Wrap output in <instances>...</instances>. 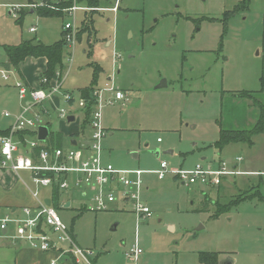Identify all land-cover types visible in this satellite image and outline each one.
<instances>
[{
    "label": "rangeland",
    "instance_id": "374dc122",
    "mask_svg": "<svg viewBox=\"0 0 264 264\" xmlns=\"http://www.w3.org/2000/svg\"><path fill=\"white\" fill-rule=\"evenodd\" d=\"M27 1L0 0V5ZM242 1L122 0L116 14H77L78 40L71 50L65 48L63 90L79 99V90L92 84L93 63L101 67L97 89L112 84L113 78L114 86L126 94L125 102L102 111L106 131L102 160L118 170L145 172L141 199L152 213L137 223L130 203L118 200L108 211L92 212L88 208L94 204L77 192L61 194L57 212L75 245L93 253L88 255L89 264H202V253L217 254L218 264H264V133L253 138L252 147L241 143L222 150L214 147L221 130H251L260 116L256 102L242 94L261 89L264 0H250L248 10L222 21ZM109 2L102 0L101 6ZM0 11L7 16L0 14V44L12 36L11 29L16 30L15 37L22 32L36 38L28 31L33 25L41 40L51 42L60 39L65 23L73 20L61 12L57 13L62 17L54 18H40L35 12L17 25L9 9ZM85 17L90 21L93 17V31L83 33ZM0 54L1 70L7 61L1 45ZM36 61L30 58L27 66L33 70ZM8 75L10 81L0 76L2 129L14 125L26 102L15 86L21 80L17 69L11 66ZM257 95L254 99L264 103V95ZM65 107L62 102L51 112L53 131L62 129L65 121L59 111ZM74 124L80 127L79 116ZM92 134L88 128L78 140L85 142ZM69 142L66 139L64 149ZM239 157L241 171L257 174L226 179L219 188L184 185L172 175L160 180L154 173L162 161L171 169L192 170L198 164L217 167L220 160L233 166ZM21 178L36 189L27 172ZM39 191L41 200L49 194V189ZM240 193L247 199L231 204ZM66 200L73 202L70 209L64 208ZM220 205L226 207L217 215ZM136 241L143 250L138 262L127 258ZM15 245L0 237V264L13 263L9 249Z\"/></svg>",
    "mask_w": 264,
    "mask_h": 264
},
{
    "label": "built area",
    "instance_id": "2783aa9c",
    "mask_svg": "<svg viewBox=\"0 0 264 264\" xmlns=\"http://www.w3.org/2000/svg\"><path fill=\"white\" fill-rule=\"evenodd\" d=\"M63 1V0H62ZM69 6L62 7L61 0H42L36 5L27 6H5L10 13L16 14L23 8L39 9L46 8L54 12H61L71 17L72 23L64 25L63 39L66 47L70 50L78 40L79 27L76 16L78 13H114L120 10L122 0H111L107 7H91L86 0H65ZM2 6V5H0ZM35 32L36 28H32ZM114 57L117 56L114 54ZM68 60L72 63L69 54ZM116 63V61H115ZM9 70L1 69L0 76L4 81H10ZM41 86L31 88L22 80L17 81L15 86L19 90L20 98L25 102L22 114L15 119L14 125L10 128V135L0 137V170L13 172H30L31 180L35 186L32 190V197L37 201L35 208L26 207L22 210L23 217H0L1 238L9 239L14 244L25 243L32 249L41 252L56 251L60 257L54 260L58 264L61 257L72 255L78 264H89L88 255L93 253L85 252L74 243L69 234L68 227L63 223L57 209L41 200L40 188L59 190L61 193L77 192L82 200H90L95 207H89L92 212L108 211L109 207L120 200L123 203L132 204L137 223L144 222L152 217L150 209L141 199L142 180L145 173L141 170H118L111 164H104L102 160L101 142L106 136L102 123V111L105 107L115 105L119 101L127 100L126 94L112 84H107L104 89H97L94 93L95 103L91 114L88 128L93 134L85 142H77V145L69 143L67 149L43 147L38 139V130L41 126H47L52 111L59 110L63 102L66 107L60 109L59 117L65 123L71 124L70 116H79L81 123L85 119L87 101L83 98L76 99L71 93L63 90V75L57 72L56 78L50 81L45 76L40 78ZM39 109V111H35ZM10 117L9 113H5ZM27 131L36 133L33 137L22 133ZM42 147V148H41ZM41 148V149H40ZM39 150L38 154L34 152ZM243 158H236V163L229 166L225 161L220 160L217 167L209 164L204 166L198 164L192 170L171 169L166 161L161 162V169L154 172L160 180L167 175H172L185 184L219 188L226 179L239 176H248L251 173L239 169ZM118 195V196H116ZM90 196V199H87ZM87 209V206L84 205ZM11 225L14 226V234L11 232ZM69 243L70 249L64 246ZM143 250L138 241L133 245L127 258L139 261Z\"/></svg>",
    "mask_w": 264,
    "mask_h": 264
},
{
    "label": "trees",
    "instance_id": "16d2710c",
    "mask_svg": "<svg viewBox=\"0 0 264 264\" xmlns=\"http://www.w3.org/2000/svg\"><path fill=\"white\" fill-rule=\"evenodd\" d=\"M86 3L91 7H100L102 5V0H86ZM60 5L62 7L69 6V4L66 2H61ZM249 5H250V0L242 1L233 10L227 11L224 14V18L222 19V21L227 23L228 20H230L239 11L248 10ZM37 13L42 18L62 17L60 13L53 12L46 8H39L37 10ZM92 14H95V13H92ZM91 20L92 21L86 18V20L83 21V23L87 24V27L86 29H84L83 33H85V31L90 32L94 30L93 17L91 18ZM90 37L91 36H89V38ZM65 48H66V42L64 39H61L60 41L54 44H51V45H46L41 42L27 41V42H23L22 44L18 46H5L4 50L8 57L9 65L14 68H18L19 64L29 57L46 58L47 59V70L43 74V77L45 76L47 79L52 81L53 79L56 78L57 72L63 69ZM91 66L93 67V75H94L92 84L89 85L88 87H85L79 90L80 98H83L87 101V106L85 110V119L82 121L81 126H80V131L77 133L76 136H79L82 132L88 129L91 114L93 112V107L95 103L94 93L97 89L96 84H97L99 74L101 72V67L93 63L91 64ZM260 83H261V89L258 92H252V93L246 92L242 94V97L254 100L256 102L255 106H257L260 109V116L254 128L251 130H221L219 139L215 142L214 147H216L219 150H222L229 144H239V143L248 144L250 147H252L254 145L253 138L259 134L264 133V103H258L254 99L256 94L264 95V70L260 77ZM35 134L36 133L34 132L27 131L25 133H22L21 138L23 139L25 135H27L28 137H33L35 136ZM9 135H10V130L0 129V137H6ZM53 135L56 136L55 140L52 143H49V139ZM50 137L48 141H46L45 145H42L44 148L45 147L47 148H63L64 147V138L61 133L51 132ZM40 149H37L34 152V154L35 155L38 154ZM61 194L62 193L59 190L53 191L52 204L55 208L59 205ZM242 194L243 193H240L237 198L231 201V204H238L242 201H245L247 198L246 196L241 197ZM225 207L226 206L220 205L217 211V215ZM67 257L74 264H78L72 255L67 256ZM200 261L202 262V264H218V256L215 253H202L200 255Z\"/></svg>",
    "mask_w": 264,
    "mask_h": 264
},
{
    "label": "crops",
    "instance_id": "0c3cea01",
    "mask_svg": "<svg viewBox=\"0 0 264 264\" xmlns=\"http://www.w3.org/2000/svg\"><path fill=\"white\" fill-rule=\"evenodd\" d=\"M41 1L42 0H40L39 2H36L33 0H28L26 3L21 4L20 6L36 5V4L40 3ZM106 1H111V0H106ZM61 2H66V1L61 0ZM109 4H110V2H109ZM2 5L7 6L8 4H2ZM5 6L1 7V8L6 9L7 7H5ZM103 7H107V6H103ZM7 9H9V8H7ZM37 10L38 9L23 8L21 11H19L16 14V16H17L16 20H15L16 24L17 25L22 24L25 17L27 16V14H34L35 12H37ZM107 13H109V12H107ZM0 14H1V16H4V17L6 16L5 11H0ZM112 14H114V13H112ZM12 15L13 14H11L9 11V16H12ZM86 16H88V14ZM94 16H95V14H94ZM40 18H42V17H40ZM84 20H86V17ZM34 27L36 28V31L31 32L30 30ZM0 31H1V25H0ZM28 31H29L30 35H36L35 36L36 38H28V37L24 36V34L22 32H21V36L15 37L16 30L11 29L10 32H11L12 36L7 37V39L5 40L6 42H4L3 44H0L2 51L5 53V50H4L5 46H18V45L22 44L23 42H27V41L41 42V43L46 44V45H51V44H54V43L60 41L61 39H63V37H62L63 32L61 31V38L60 39H57V40H54L51 42H44L43 40H41L38 37L39 32H38V28L36 25L35 26L33 25ZM18 39H19V41H18ZM5 55H6V53H5ZM65 57H66V52L64 53V58ZM6 58H7L6 66L3 69L10 70L11 66L9 65L7 55H6ZM30 58H32V57H29V58L25 59L23 62H21L19 64L18 68H16V69L18 71L20 79L26 85H28L31 88H39L41 86V82H40L41 79L40 78L43 76V74L47 70V59L46 58H35L38 61H36V65L33 66L34 69L31 70L32 65L29 64L31 66H27V64H28L27 60H30ZM7 62H8V64H7ZM0 65H1V63H0ZM63 69H64V66H63ZM63 69L60 71L61 73H62ZM62 75H63V73H62ZM109 81H111V78H109ZM256 96H258V95L256 94ZM122 102L123 101H119L118 103H122ZM6 118L10 119L11 116L6 117ZM51 120H53V119H49L47 127L50 129L51 132L61 133L63 135L64 142H66V139H70L69 143H72V145H73L74 141H76V145H77V142H82V140L79 141L78 136H76L77 133L80 131V127L78 128L77 126H75L74 122H72L71 124L64 122L62 129H60V130L55 129L53 131L52 126H54V124ZM12 126H13V124H11L6 129H2V128H0V129L10 130V128ZM48 139H47V141H48ZM203 159H205V158H203ZM24 172H26V171L16 173L13 171L0 170V217H6V216L23 217L22 210L24 208H26V207L35 208L36 207L37 201L32 197V193H31L32 189L28 185H26L24 180L21 178V174ZM27 173L30 175V178H31V173L30 172H27ZM247 173H249V172H247ZM250 173H251L250 175L257 174V172H250ZM44 199L46 201H50V203H52L53 191L49 189V194L47 196H45ZM68 203H70V206L66 209H70L73 206L72 201L66 200L64 202V204H65L64 207ZM9 250H11L10 252H11L12 259H13L12 264H53L52 262L60 257V254L56 251L41 252L39 250L32 249L28 244H25V243H17V245H15L14 248L9 249ZM58 264H74V263L71 260H69V258L66 256V257H61L58 260Z\"/></svg>",
    "mask_w": 264,
    "mask_h": 264
},
{
    "label": "water",
    "instance_id": "95a60500",
    "mask_svg": "<svg viewBox=\"0 0 264 264\" xmlns=\"http://www.w3.org/2000/svg\"><path fill=\"white\" fill-rule=\"evenodd\" d=\"M159 88H162V86H160ZM68 121L70 123L75 122V117L74 116H70ZM51 135V131L47 126H41L38 130V139L39 141H41L42 143H45L47 141V139L49 138V136ZM73 145H76V141L73 142ZM157 155H159V153H156ZM47 205H51L50 201H46ZM70 206V203H68L64 208H68ZM228 264H234L233 261H229Z\"/></svg>",
    "mask_w": 264,
    "mask_h": 264
}]
</instances>
